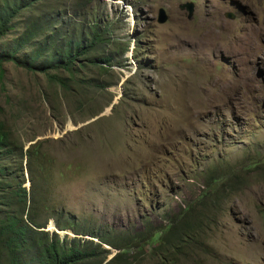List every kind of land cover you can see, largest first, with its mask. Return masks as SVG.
Wrapping results in <instances>:
<instances>
[{"label":"rangeland","instance_id":"1","mask_svg":"<svg viewBox=\"0 0 264 264\" xmlns=\"http://www.w3.org/2000/svg\"><path fill=\"white\" fill-rule=\"evenodd\" d=\"M101 2L121 67L2 64L0 119L37 153V222L71 239L50 227L71 218L123 249L86 264H159L158 238L192 206L201 224L173 264H264V0Z\"/></svg>","mask_w":264,"mask_h":264},{"label":"trees","instance_id":"2","mask_svg":"<svg viewBox=\"0 0 264 264\" xmlns=\"http://www.w3.org/2000/svg\"><path fill=\"white\" fill-rule=\"evenodd\" d=\"M55 1L0 0V72L2 64L7 62L32 73L61 69L73 74L87 65L105 72L122 66L116 62L121 55L114 53L113 23L107 21L105 26L101 25L105 17L103 9L99 14L90 12L94 2L101 6V0ZM23 13L26 16L17 21ZM17 24L23 25V31L1 43L15 32ZM82 57L83 62H79ZM53 79L64 86V79ZM32 148L30 145L23 152L24 145L17 143L0 119V264H86L107 257L109 252L103 244L123 250L101 228L82 227L71 218L64 223L55 220L54 226L60 231L71 230L74 238L67 239L66 235L61 238L44 230L47 223L40 224L36 219L39 188L38 175H33L37 153ZM25 173L28 188L24 186ZM193 208L190 206L177 215L165 235L158 238L160 245L156 250L164 254L162 248L165 249V258L159 264L177 262L183 247L191 244L193 232L201 224ZM84 235L99 243L77 238ZM126 256L116 253L105 264H123Z\"/></svg>","mask_w":264,"mask_h":264},{"label":"water","instance_id":"3","mask_svg":"<svg viewBox=\"0 0 264 264\" xmlns=\"http://www.w3.org/2000/svg\"><path fill=\"white\" fill-rule=\"evenodd\" d=\"M179 9L181 11L185 10L187 12V18L188 19H191L192 18L193 13H194V5L192 3L188 2V3L180 4L179 5ZM167 18L168 17L165 14V10L164 9H159L158 19H157L158 23H161V24L162 23H165L167 21ZM226 18L229 19V20H232L233 19V15L232 14H227L226 15ZM50 227L53 228V229H57L53 225V223H51V226ZM57 231H60V230L57 229ZM60 232H63V231H60ZM56 233H59V232H56ZM64 234H67V233L64 232ZM106 247H108V246H106ZM106 249H108V248H106Z\"/></svg>","mask_w":264,"mask_h":264},{"label":"bare ground","instance_id":"4","mask_svg":"<svg viewBox=\"0 0 264 264\" xmlns=\"http://www.w3.org/2000/svg\"><path fill=\"white\" fill-rule=\"evenodd\" d=\"M254 37H255V36H254ZM249 40H250V39H249ZM253 40H254V38H253ZM253 40H252V41H253Z\"/></svg>","mask_w":264,"mask_h":264},{"label":"clouds","instance_id":"5","mask_svg":"<svg viewBox=\"0 0 264 264\" xmlns=\"http://www.w3.org/2000/svg\"><path fill=\"white\" fill-rule=\"evenodd\" d=\"M106 246V245H105ZM109 247V246H108Z\"/></svg>","mask_w":264,"mask_h":264}]
</instances>
